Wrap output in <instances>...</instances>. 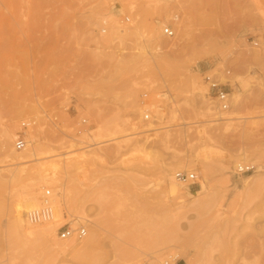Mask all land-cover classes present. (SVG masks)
Listing matches in <instances>:
<instances>
[{
  "label": "rangeland",
  "instance_id": "374dc122",
  "mask_svg": "<svg viewBox=\"0 0 264 264\" xmlns=\"http://www.w3.org/2000/svg\"><path fill=\"white\" fill-rule=\"evenodd\" d=\"M262 35L264 0H0V131L14 150L32 121L42 157L0 167V264H264V52L248 43ZM208 70L229 71L230 112L207 98ZM240 160L255 169L235 174ZM168 169L196 175L178 199ZM37 182L36 207L46 189L72 203L30 237L14 210Z\"/></svg>",
  "mask_w": 264,
  "mask_h": 264
},
{
  "label": "bare ground",
  "instance_id": "6f19581e",
  "mask_svg": "<svg viewBox=\"0 0 264 264\" xmlns=\"http://www.w3.org/2000/svg\"><path fill=\"white\" fill-rule=\"evenodd\" d=\"M182 26V25H181ZM164 30V29H163ZM167 47H168V50H167V52H171V51H173V47H174V44H168V45H166ZM254 49H256V50H258L259 51V49H257V48H254ZM160 51H161V49H160ZM253 52V51H252ZM160 53H164V52H160ZM251 55V54H250ZM160 59L162 58V56H158ZM250 57V56H249ZM252 59H256V60H260V61H263V59H262V57L260 56V55H258L257 54V52L256 53H254L253 54V56H252ZM254 62H256V61H254ZM241 63H242V61H241ZM206 72H209L210 73V71L208 70V71H206ZM205 72V73H206ZM212 72V71H211ZM243 82V81H242ZM193 83V82H192ZM198 85V84H197ZM199 86V85H198ZM198 88H200V87H198ZM202 94V96H203V93H201ZM233 94V93H232ZM206 95H208V94H206ZM208 99H209V96L207 97ZM238 99V98H237ZM237 101V100H236ZM210 103V102H209ZM232 105V104H231ZM235 107H236V104H235ZM208 109H211V108H209L208 107ZM207 109V110H208ZM230 109V108H229ZM178 110V109H177ZM234 110H237V109H234ZM174 111V110H173ZM209 111V110H208ZM231 110H227V112H230ZM175 113V112H174ZM221 113H226V111H221ZM175 117V116H174ZM176 118V117H175ZM233 117L232 116H229V117H221L220 119H224V120H228V119H232ZM96 121V120H95ZM210 121V120H209ZM115 122V121H114ZM96 124H97V128H96V130L93 132V135L95 136V137H99V138H103L102 136H103V132L104 131H107L106 129H108V130H110L108 127H107V125H106V123L104 122V121H96ZM111 125V124H110ZM120 126L121 125H118V124H116V127L117 128H120ZM115 127V128H116ZM31 128V127H30ZM30 128H28L27 130H26V132L30 129ZM106 128V129H105ZM124 130V129H123ZM201 130V129H200ZM148 131V130H147ZM202 132V131H201ZM29 133H31V135H32V140H33V142L35 143V145H34V148L32 147V150H30V146H31V141H30V139L28 138V136H27V139H28V141H29V145L27 146V148L26 149H24V150H20V151H16L15 150V148H14V144H13V148H14V150H12V148H11V145L9 144V142L12 140V135L14 134V129H13V132L12 131H4L3 132V134H2V130L0 131V141H1V143H0V167H5V166H11V165H16V164H23V163H25V162H28V159L30 158V157H32L33 155L34 156H36V159H41L40 157H38L40 154H41V152H40V150H41V144H40V142H39V139L37 138V136L35 135V133H33V132H31V131H29ZM121 133V132H120ZM113 134H115V133H112V136H113ZM130 135V134H129ZM132 135H134L133 133H132ZM125 136V135H124ZM98 139V138H97ZM96 139V140H97ZM117 139V138H116ZM114 140V139H113ZM129 140V139H128ZM14 142V141H13ZM104 142V141H103ZM129 145H131V144H129ZM10 147V148H9ZM70 147H72V146H70ZM43 149V148H42ZM71 151V150H70ZM68 153H70V152H68ZM252 154V153H251ZM52 156H53V154H51ZM247 155H249V153L248 154H246V156ZM57 156V155H56ZM82 156V155H81ZM245 155H244V157H243V159L242 160H249V159H247V157H246ZM85 157H86V155H85ZM75 158V157H74ZM79 158V157H78ZM77 158V159H78ZM82 158H84V157H82ZM242 158V156H240V158L239 159H241ZM35 159V160H36ZM46 159V158H45ZM73 159V158H72ZM81 161H83V160H81ZM75 162H79V159L78 160H76ZM190 162H192V163H195L196 162V159L195 158H192V159H190ZM51 163V162H50ZM57 163V162H56ZM80 163V162H79ZM78 163V164H79ZM188 163V162H187ZM237 163H241V160L239 161V162H237ZM236 163V164H237ZM54 165H55V168H56V166H57V164H55L54 163ZM50 166H52L53 167V164L51 163V165ZM52 167H50V168H52ZM184 166H181V165H177V168H183ZM59 168V167H58ZM78 168V167H77ZM57 169V168H56ZM56 169H55V171H56ZM47 170V169H46ZM54 171V172H55ZM178 171H180V170H178ZM182 171V170H181ZM183 171H186V170H183ZM204 171H205V169H204ZM177 172V171H176ZM176 172L175 173H173L172 172V170H170V169H168L167 170V176L169 177V182L168 183H166V186H165V191H166V193L168 194V196H171L172 198H174V199H178L180 196H181V192H180V188H179V186L177 185V182L179 183L180 181L176 178ZM49 173V172H48ZM43 174V173H42ZM41 175V174H40ZM250 176H252V175H250ZM255 176V175H254ZM0 177L2 178V173H0ZM168 177H167V179H168ZM57 179V178H56ZM53 180H55V179H53V176H49V175H47V174H44V175H41L40 176V178L38 179V182L39 183H41L42 185H44V184H48V183H51L52 184V181ZM164 180V179H163ZM252 180V177L250 178V177H248V178H245V179H243V180H241V183H243L244 185L245 184H247L248 182H250ZM33 183L29 188H28V186H27V188H28V191H27V193L25 194V197L22 199V201L20 202V208H19V210H14V212H15V214H17V216H18V212H21L22 211V208L26 211V209H28L27 211V215H26V220H27V222H28V224L30 225H33V226H30L31 228H27L26 229V231H27V234L31 237V236H46V235H50L52 232V229L47 225L49 222L51 223V221L54 219V221H52V223L53 222H57V221H59L60 219L62 220V214H61V212H57V215H56V218H53V219H51V220H49V221H41V222H37V223H32V222H30L29 221V219H28V213L31 211V210H34V209H36V208H39L40 206H41V204H42V198H41V204L38 206V207H36L37 205H36V199H35V189H37V187H39L38 186V184L39 183ZM54 183V182H53ZM180 183H182V182H180ZM164 187V186H163ZM183 187V186H182ZM26 188V189H27ZM65 189V188H64ZM50 190V189H49ZM68 190V189H67ZM204 190V184H201V191H203ZM25 191V192H26ZM51 191V190H50ZM182 191V190H181ZM188 191L190 192V193H192V194H195V195H198L200 192H191L189 189H188ZM187 191V192H188ZM62 193V192H61ZM69 194H70V192H69ZM42 196H43V194H42ZM51 198L49 199V202L51 203V205H52V207H54L53 206V203H55L56 204V206H58V207H61V208H67L69 205H71V203H72V199H71V196L69 195H66L65 193H64V195H62V198L61 199H55V197H53L52 196V193H51ZM182 199V198H181ZM183 200V199H182ZM182 200H178L179 201V203H181V202H183ZM19 205V204H18ZM19 207V206H18ZM20 209H21V211H20ZM54 209V208H53ZM68 211V210H67ZM20 214V213H19ZM16 216V215H15ZM23 223V222H22ZM59 223V222H58ZM57 223V224H58ZM18 224V226L15 228V230H14V232L15 231H17L18 232V229H20V228H22V226L21 225H19V223H17ZM27 224V225H28ZM59 225H60V223H59ZM85 228V227H84ZM86 229V228H85ZM23 233V232H22ZM97 233H98V231H96L95 232V235H90L89 237H88V239L86 240V245H85V247H87V246H89V247H91L90 245H93V243L96 241L95 239H96V237H97ZM12 234V233H11ZM87 234V233H86ZM14 237V236H13ZM70 238H72V237H70ZM69 238V239H70ZM79 238V237H78ZM51 240V239H50ZM74 248V247H73ZM89 249V248H88ZM144 264H146V263H144ZM165 264H169L168 262H165ZM173 264H175V262L173 263Z\"/></svg>",
  "mask_w": 264,
  "mask_h": 264
},
{
  "label": "built area",
  "instance_id": "2783aa9c",
  "mask_svg": "<svg viewBox=\"0 0 264 264\" xmlns=\"http://www.w3.org/2000/svg\"><path fill=\"white\" fill-rule=\"evenodd\" d=\"M174 19L177 20L178 16H175ZM126 21H129V19L127 18ZM163 29V34L167 38H173L175 36V30L173 29L172 25H165ZM101 32L106 33L107 28L103 27ZM248 43L252 48H257L264 52V35H262L261 37H251ZM228 74L229 71H224L222 74H220L219 71H212L210 73L206 72L202 74V82L207 88V94L214 101V104L218 111H227L230 108L231 96L228 92L225 91V84L220 81V75L226 76ZM151 117L152 114L149 110L144 111V113L141 115V119L144 122L151 120ZM86 122L87 119L85 118L81 120V122L79 123L80 125H78L77 128V134H80L83 131L82 126H84ZM31 124L32 121L22 123L23 131L17 134L13 142L16 151L24 150L29 145L27 135L24 131H26L31 126ZM254 169L255 165L251 163H237L234 168V173L246 174L252 172ZM176 178L184 184H191L195 182L196 175L193 172L180 170L176 172ZM50 195L51 191L49 189H46L42 196L41 206L39 208L31 210L28 213V219L30 222L37 223L41 221H49L54 218V209L49 202V199L51 198ZM59 229H61V238L63 239H69L70 237H73L75 233H77V236L79 238H82L87 233L84 227L78 230H74L70 227L62 226Z\"/></svg>",
  "mask_w": 264,
  "mask_h": 264
}]
</instances>
